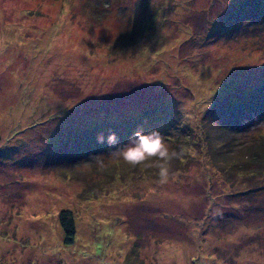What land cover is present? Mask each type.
I'll use <instances>...</instances> for the list:
<instances>
[{
  "label": "rangeland",
  "instance_id": "obj_1",
  "mask_svg": "<svg viewBox=\"0 0 264 264\" xmlns=\"http://www.w3.org/2000/svg\"><path fill=\"white\" fill-rule=\"evenodd\" d=\"M0 264H264V0H0Z\"/></svg>",
  "mask_w": 264,
  "mask_h": 264
},
{
  "label": "clouds",
  "instance_id": "obj_2",
  "mask_svg": "<svg viewBox=\"0 0 264 264\" xmlns=\"http://www.w3.org/2000/svg\"><path fill=\"white\" fill-rule=\"evenodd\" d=\"M96 142L107 145L110 152L133 167L153 159L163 162L159 167V183L168 182V164L175 153L170 155L164 135L159 129L145 131L143 127H138L129 137L128 142L119 147V137L115 131L108 130L107 133L100 131L96 135Z\"/></svg>",
  "mask_w": 264,
  "mask_h": 264
},
{
  "label": "trees",
  "instance_id": "obj_3",
  "mask_svg": "<svg viewBox=\"0 0 264 264\" xmlns=\"http://www.w3.org/2000/svg\"><path fill=\"white\" fill-rule=\"evenodd\" d=\"M58 222L63 232V242L69 244L73 241L74 223L70 210H60L58 213Z\"/></svg>",
  "mask_w": 264,
  "mask_h": 264
}]
</instances>
